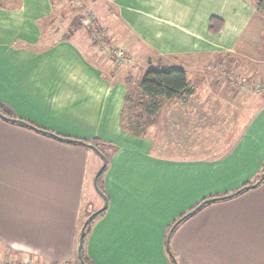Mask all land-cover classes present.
Segmentation results:
<instances>
[{
    "label": "crops",
    "instance_id": "0c3cea01",
    "mask_svg": "<svg viewBox=\"0 0 264 264\" xmlns=\"http://www.w3.org/2000/svg\"><path fill=\"white\" fill-rule=\"evenodd\" d=\"M109 3L112 15L97 2L89 7L99 27L111 35L123 29L131 37L126 42L118 33L117 40L146 70L185 71L193 94L164 100L165 111L205 120L201 130L193 128V145L215 148L212 156L158 155L151 136L123 130L130 76L117 77L68 18H60L65 32L50 42L45 27L54 21V0H0V104L14 119L66 140L97 139L108 146L101 184L107 205L85 238L89 262L171 264L165 248L171 224L202 201L252 182L263 166L264 102L258 98L264 95L249 92L235 101L233 90L192 87L213 75L202 71L207 65L201 61L230 56L246 40L256 8L249 0ZM211 18L222 22L216 34L209 32ZM101 165L82 145L0 118V259L77 263L88 196ZM169 248L178 264H264V183L202 207L172 231Z\"/></svg>",
    "mask_w": 264,
    "mask_h": 264
},
{
    "label": "rangeland",
    "instance_id": "374dc122",
    "mask_svg": "<svg viewBox=\"0 0 264 264\" xmlns=\"http://www.w3.org/2000/svg\"><path fill=\"white\" fill-rule=\"evenodd\" d=\"M109 1L110 0H84L83 4L80 7H77L73 3H70L68 0H54V21H52L51 23L50 21H47L45 27V37H47L50 42L57 40L60 36L59 33L65 32V25H63V23L59 21L60 18L61 20L68 18V21H71L72 28L80 32L78 33V35H81L80 37H84L85 40L88 39L90 44L96 47L98 57L100 58L101 56L100 59H103L105 57L107 61H104L111 62V66L113 67V71H115L117 77L126 78L127 76H130L127 92L129 102L127 104V110L125 111V117H128L132 113H137V111L140 109L142 110V108L139 107V109L134 112L137 103L142 102L144 104H147V100H142L140 98V94L137 89V82L142 77L143 73L147 69V66H145V62H139V58H135L133 55H131V53H128L129 51L127 52L124 49L125 41L122 39H125L126 42H128L129 39L130 41L133 40L129 35L125 33L123 29L117 30V32L120 34V38H122L118 41V33H116V35H111L109 31L103 29L102 27H99L100 25L97 23L96 16L89 6L92 3L97 2L98 4L102 5L101 8L104 9L103 5H105L107 9L109 8V10H107V13H109V15H112V5H110ZM254 3L256 5L257 0H253L252 4L254 5ZM85 13H91V15L93 16L94 29H96L100 34H103L105 36L108 35V37L106 36V41L104 40L103 42H108L109 45L108 43H103V50L92 42L93 40L90 39V30H88L82 24L83 16L85 15ZM245 38L246 40L239 45L242 48H236L230 56L224 55L215 57V60L209 63L201 61L202 65H207L206 67L202 68V71L211 73L213 75L203 77L201 76V80L194 81L195 84H193L192 87H196L199 90L206 88L227 92H229V90H233L231 91L232 93L229 94V97L230 99L232 98L236 101L242 96L244 97V95L246 97V94L249 93L246 92V90H242L238 87V84L242 80H245V82L249 86H253L256 83H264V6L261 10H256L255 18L249 26ZM110 46H120V48L124 50V57H126V61H124L125 64L117 67L113 61L106 58L108 51L111 48ZM256 71L259 73H257ZM189 72V78L191 80L192 78H194L195 80L196 76L193 77L191 71ZM254 73H257L258 79L251 80L250 78H253ZM238 80L239 82H237ZM228 81L233 84L231 85L232 88L227 87L226 82ZM250 93L255 95H264V93L258 92L250 91ZM258 99L264 102V99ZM160 108V113L158 114V111L157 115L149 119V123L147 124L144 133V137L146 135L151 136L153 138V141H155L157 145L154 147L153 152L158 155L163 154V156L171 158L212 156L215 148L213 149V147H207L205 145H193L198 133V131L193 130V128L195 126V128L201 130V128L204 127L203 125H201V123H203L202 121L205 120H195L194 117H191V114L189 113H182L181 115H177V113L173 114V110H169L166 112L164 107V99L159 100V110ZM141 110L139 114L141 115L142 119L144 118V122V120H146V115H144L143 111L141 112ZM248 116L250 118L251 112L248 113ZM159 144L161 145L159 146ZM263 174L261 176H263ZM94 189L95 192L93 194L91 193L88 196L89 212L92 213L102 209L105 205V199L103 197L101 199L100 194L97 192V188L94 187ZM101 216H99V218ZM90 263L93 264L91 261Z\"/></svg>",
    "mask_w": 264,
    "mask_h": 264
},
{
    "label": "trees",
    "instance_id": "16d2710c",
    "mask_svg": "<svg viewBox=\"0 0 264 264\" xmlns=\"http://www.w3.org/2000/svg\"><path fill=\"white\" fill-rule=\"evenodd\" d=\"M251 3H253V0H249ZM255 5V3H254ZM264 6V0H257V3L255 5L256 10H261ZM222 26V22L217 19V18H211L209 20V32L212 34H216ZM68 37V36H67ZM66 38V37H65ZM96 45V44H95ZM128 79V78H127ZM130 81V78H129ZM129 87V83L127 84ZM137 89L139 92L140 98L143 100H147V104H144L142 102L137 103L134 112L139 109V107L142 108L141 112L143 111V114L146 115V120H144L141 117L140 110L137 111V113H132L128 117H125V111L127 110V104L129 102V98L126 96L125 97V105L121 114V128L123 130H126L129 134H131L134 137L141 138L144 137L145 133V128L147 127V124L149 123V119L154 117L157 112L159 111V100L164 99L165 101H170L173 99H178L181 97H189L193 94V90L188 82H187V77L186 73L184 70L181 69H148L146 70L142 77L139 79L137 82ZM0 118L7 121V122H12V123H18L20 125H23L26 128H29L35 132H38L42 135L49 136L58 140H62L65 142H69V140H66L62 137H59L56 134H53L51 132H48L46 130L40 129L37 126L28 123L27 121L23 120H17L14 119L11 116V111L4 105L0 104ZM22 123V124H21ZM50 134L52 136H50ZM69 143L73 144H79L82 145L89 150L93 151L96 153L97 156L100 155L105 159L106 162V167L103 170V172L100 174V176L97 179L96 182V188L97 192L105 199V205H107V197L106 194L102 188V175L106 171L107 165H108V152H106V149L108 148L107 145H103L99 140L97 139H91V140H84V141H76L72 140ZM104 149V150H102ZM101 159V158H100ZM102 162V159H101ZM264 173V161H263V166L262 169L259 173V175L250 183L244 184L241 188H239L237 191L234 193L220 197L217 199H207L202 201L200 204L196 205L192 209H190L187 213L182 215L179 219H177L175 222L171 224L169 227L168 233L170 229L175 225V228L182 223L185 219L190 217L192 214L196 213L198 210H200L202 207L206 206L212 201H221V200H228L230 198H234L241 193H244L250 189H253L262 183H264V178H262V174ZM105 211V210H104ZM104 211L101 212L96 218H94L90 224V227L92 223L99 218L102 214H104ZM92 212L87 213V217L91 214ZM89 227V229H90ZM174 228V229H175ZM89 230L86 232V236L88 234ZM85 236V238H86ZM84 238V240H85ZM84 240L82 243V248H81V262L76 258L77 264H91L89 260L86 258L85 252H84ZM169 259L171 264L173 263V260L176 261L177 259L174 255V253L170 249V254H169ZM178 264V263H177Z\"/></svg>",
    "mask_w": 264,
    "mask_h": 264
},
{
    "label": "built area",
    "instance_id": "2783aa9c",
    "mask_svg": "<svg viewBox=\"0 0 264 264\" xmlns=\"http://www.w3.org/2000/svg\"><path fill=\"white\" fill-rule=\"evenodd\" d=\"M70 3H73L74 5H76L77 7H80L84 0H68ZM82 24L84 27H86L88 30H90V34H91V38L94 44H96L97 46H99L102 50H103V46L104 44H107L108 42H103L104 40L106 41V36L108 37V35H103L100 34L96 29H94V19L93 16L91 15V13H85V15L83 16V20H82ZM104 43V44H103ZM109 45V43H108ZM111 48L108 51V54L106 56V58L110 59L111 61L114 62V64L117 67H120L122 64H125L124 61H126V57L124 50H122L120 48V46H110ZM239 82V80L237 81ZM238 87L241 88L242 90H246V92H258V93H264V83H256L253 86H249L245 80H242L239 84ZM0 264H42V263H37L35 261L29 260V259H25V260H21V261H11V260H2L0 259Z\"/></svg>",
    "mask_w": 264,
    "mask_h": 264
},
{
    "label": "water",
    "instance_id": "95a60500",
    "mask_svg": "<svg viewBox=\"0 0 264 264\" xmlns=\"http://www.w3.org/2000/svg\"><path fill=\"white\" fill-rule=\"evenodd\" d=\"M23 125H25V124H23ZM50 136H52V135L50 134ZM69 142H71V141H69ZM100 158L102 159V165H101V167L99 168V170L97 171V173L95 174V176L93 178V185H94L95 188H96V182H97L98 177L100 176V174L103 172V170L106 167L105 159L101 155H100ZM262 178H264V174H263ZM105 209H106V205H104L102 209H100V210L92 213L91 215H89L87 217V219L85 220V222H84V224H83V226H82V228L80 230V234H79V238H78V246H77V257L80 260V262H81V248H82V243H83V240L85 238L86 232L89 230V227H90V224H91L92 220L94 218H96ZM174 228H175V225L170 229L169 234H168V236L166 238V242H165V248H166V252L168 254H170L169 238H170V235H171L172 231L174 230ZM173 263L177 264L175 260H173Z\"/></svg>",
    "mask_w": 264,
    "mask_h": 264
}]
</instances>
